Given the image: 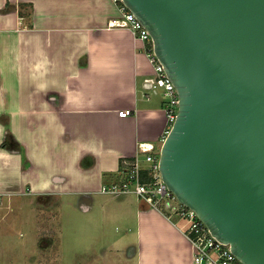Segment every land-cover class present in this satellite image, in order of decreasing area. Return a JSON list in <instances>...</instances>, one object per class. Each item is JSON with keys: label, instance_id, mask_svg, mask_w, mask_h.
<instances>
[{"label": "crops", "instance_id": "1", "mask_svg": "<svg viewBox=\"0 0 264 264\" xmlns=\"http://www.w3.org/2000/svg\"><path fill=\"white\" fill-rule=\"evenodd\" d=\"M119 14L112 0H0V209L30 211L35 244L40 211L49 232L58 220L62 235H93L84 264H193L162 211L100 191L168 129L162 97L141 94L152 74L142 44L107 27Z\"/></svg>", "mask_w": 264, "mask_h": 264}, {"label": "water", "instance_id": "2", "mask_svg": "<svg viewBox=\"0 0 264 264\" xmlns=\"http://www.w3.org/2000/svg\"><path fill=\"white\" fill-rule=\"evenodd\" d=\"M122 2L178 95L163 183L241 264H264V0Z\"/></svg>", "mask_w": 264, "mask_h": 264}, {"label": "built area", "instance_id": "3", "mask_svg": "<svg viewBox=\"0 0 264 264\" xmlns=\"http://www.w3.org/2000/svg\"><path fill=\"white\" fill-rule=\"evenodd\" d=\"M112 1L118 7L120 16L109 20L107 27L124 28L129 31L134 40L142 44L144 54L152 69L151 76L142 82V97L149 100L159 95L164 100L163 108L168 121V129L160 138L161 145L178 111L177 91L163 65L154 54L153 42L148 31L122 0ZM21 21L22 18L18 21L19 26L22 25ZM130 114L131 111L128 109L118 111L120 117ZM119 173L122 177L120 181L104 185L100 191L110 195L132 193L151 208L162 211L187 238L191 247L193 264H241L231 252L230 247L214 238L195 212L179 203L175 196L167 190L159 172V150L156 152L154 145L138 143L136 154L131 158L122 159ZM143 174L147 175L146 181L142 179ZM175 218L182 222L181 226H178Z\"/></svg>", "mask_w": 264, "mask_h": 264}, {"label": "rangeland", "instance_id": "4", "mask_svg": "<svg viewBox=\"0 0 264 264\" xmlns=\"http://www.w3.org/2000/svg\"><path fill=\"white\" fill-rule=\"evenodd\" d=\"M160 143L156 144V152ZM0 209V236L4 235L0 248V264H84L87 241L93 237L79 236L80 229H69L68 236L59 233L62 221H54L55 231L47 225L46 211H40L38 221V243L31 241V221L34 219L30 211L23 212L13 204L11 208ZM25 207V205H23ZM48 205L43 203L39 207L45 209ZM181 226L177 218L174 219ZM60 226V227H59ZM5 230V231H4ZM4 231V232H1ZM105 243V239L100 244ZM98 247L95 246V249ZM33 258V260H30Z\"/></svg>", "mask_w": 264, "mask_h": 264}, {"label": "bare ground", "instance_id": "5", "mask_svg": "<svg viewBox=\"0 0 264 264\" xmlns=\"http://www.w3.org/2000/svg\"><path fill=\"white\" fill-rule=\"evenodd\" d=\"M147 146V145H146Z\"/></svg>", "mask_w": 264, "mask_h": 264}]
</instances>
